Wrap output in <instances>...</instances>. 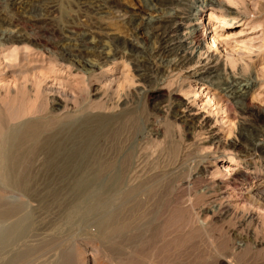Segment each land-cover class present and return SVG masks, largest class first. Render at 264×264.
Wrapping results in <instances>:
<instances>
[{
	"label": "rangeland",
	"instance_id": "obj_1",
	"mask_svg": "<svg viewBox=\"0 0 264 264\" xmlns=\"http://www.w3.org/2000/svg\"><path fill=\"white\" fill-rule=\"evenodd\" d=\"M221 1L235 20L223 19L219 9H205L200 59L197 54L187 69L164 65L155 71L158 41L149 32L135 33L137 25L129 22L132 12L147 11L144 0H0V208H13L0 222V232L27 220L15 247L4 246L0 238L1 264L19 249L32 253L28 264H61L70 255L72 264H264V191L254 189L264 177V150L255 148L264 146V116L218 101L230 76L253 75L258 79L250 101L264 109V0ZM240 19L245 25L237 27ZM99 38L108 42L104 61ZM129 42L139 44L141 51ZM212 55L219 58L224 77L204 82L198 70ZM89 60L100 69L85 67ZM173 93L209 125L206 130H189L174 116ZM37 129H43V140L22 138ZM209 132L219 143H209ZM87 133L95 137L84 169L102 170L87 196L100 200L68 223L69 192L84 169L66 179L49 162L46 169L43 142L56 138L73 144L70 135L87 139ZM13 139L24 141L20 152L28 154L22 161L30 165L19 161L8 169ZM17 166L35 173L30 174L36 176L32 192L19 187L16 172L26 169ZM116 212L126 230L101 236L100 222Z\"/></svg>",
	"mask_w": 264,
	"mask_h": 264
},
{
	"label": "bare ground",
	"instance_id": "obj_2",
	"mask_svg": "<svg viewBox=\"0 0 264 264\" xmlns=\"http://www.w3.org/2000/svg\"><path fill=\"white\" fill-rule=\"evenodd\" d=\"M118 1V0H116ZM113 2V1H112ZM115 2V1H114ZM117 3V2H116ZM144 3L146 5V8H147V13H148V10H149V14L146 16V12H144V10H140V11H134V12H130L128 9H125V12H127L128 14L131 13V19L129 18V22L130 20H132L131 24H133L134 28L136 27L135 25H137V27H140V24L139 22L142 21V23L144 22V25L143 27L141 28H135V33H141L142 31H144V33L146 32H149L147 34H150V37L152 36V38L156 39L158 42L157 44L159 43V48L157 50H155V52H153V57L155 55V57L158 58V65L159 67L154 66L152 63L156 60H155L151 63L155 68L157 67V70H160V68H163L164 65H167V66H170L171 67H176L177 68H180V70H182V68H186L187 66L189 67L193 62H194V59H197L195 58V56L198 54V58L200 56H202V51H203V48H202V44H201V39H202V15L203 13L205 12V9L207 8H214V9H219L220 11V15L223 19L227 20V19H230L232 14H233V11L231 12V8L227 7L223 1L221 0H144ZM110 4V3H109ZM115 4V3H114ZM117 5V4H116ZM119 7H120V2H119ZM111 6V4H110ZM104 7V6H103ZM106 8V7H105ZM118 8V7H116ZM115 8V9H116ZM122 9V8H120ZM123 10V9H122ZM105 10L103 9L102 12H104ZM118 11V9H117ZM121 11V10H120ZM163 12V13H162ZM107 13V12H105ZM123 13V12H121ZM108 14V13H107ZM104 15V14H103ZM119 15V13H118ZM237 15V14H236ZM126 16V15H124ZM129 16V15H128ZM242 16V15H241ZM127 17V16H126ZM124 17V18H126ZM243 17V16H242ZM245 17V16H244ZM243 17V19H244ZM121 18V17H120ZM243 19H240L239 22H236L235 24L237 25V27H242L244 26L245 24H242L243 23ZM125 20V19H124ZM128 20V19H127ZM234 18H231L229 20V22H234ZM141 23V24H142ZM139 25V26H138ZM142 26V25H141ZM132 27V26H130ZM133 30V29H132ZM131 30V31H132ZM7 31V30H6ZM5 32V31H4ZM11 32V31H10ZM134 32V31H133ZM9 33V32H8ZM104 34V33H103ZM101 34V36L103 35ZM107 35V34H106ZM134 35V34H133ZM100 36V35H99ZM108 36V35H107ZM132 36V35H131ZM138 36V35H137ZM136 36V37H137ZM140 36V35H139ZM147 38L149 35H146ZM13 38V37H12ZM3 39V38H2ZM8 39V38H7ZM19 39V38H18ZM109 39V38H108ZM112 39V38H111ZM121 39V38H120ZM130 39H132L130 37ZM139 38H136L134 40H137ZM141 39V38H140ZM153 39V40H154ZM104 40V39H103ZM102 39L100 41V38H99V43H98V51L101 50V54L102 55H105L106 58L103 59L106 60L107 58H109V55L107 54V49L106 48V42H104ZM110 40V39H109ZM112 40H115L114 37ZM123 40H126V39H123ZM122 40V41H123ZM116 41V40H115ZM121 41V42H122ZM138 41V40H137ZM136 41V42H137ZM151 41V39H150ZM97 42V41H95ZM125 42V41H124ZM128 42V41H127ZM125 42V43H127ZM134 42V41H133ZM135 42V43H136ZM139 42V41H138ZM108 43V42H107ZM118 43V42H117ZM120 43V42H119ZM131 43V45L134 47V48H137L138 49H142L141 47H139L136 44L132 43V42H129V44ZM156 43V42H155ZM92 44V43H91ZM94 44V43H93ZM124 44V43H123ZM126 45V44H124ZM123 45V46H124ZM92 46V45H91ZM108 46V45H107ZM120 45L118 44V47ZM90 47V46H89ZM95 47V46H93ZM129 47V46H128ZM131 47V46H130ZM129 47V48H130ZM96 48V47H95ZM131 50V48H130ZM133 50V49H132ZM154 50V49H153ZM107 51V52H106ZM139 51V50H138ZM141 51V50H140ZM139 51V52H140ZM99 53V54H100ZM136 53V52H135ZM110 54V53H109ZM133 53H131V56H132ZM139 54V53H137ZM136 54V55H137ZM111 55V54H110ZM149 55V54H148ZM151 55V54H150ZM149 55V57H150ZM120 56V55H119ZM135 56V54H134ZM118 57V56H117ZM137 59H138V55L136 56ZM116 58V56H115ZM100 59V58H99ZM113 59V58H112ZM136 59V58H135ZM151 60V58H149ZM200 59V58H199ZM153 60V59H152ZM110 61V60H109ZM113 61V60H112ZM89 62H92V61H88V65H84L85 67L88 66L90 70L92 71H96V70H99L100 66L98 67V63L97 65L96 64H93L94 62L92 63H89ZM149 62V61H148ZM219 62V58H218V61L217 59H214L213 55L210 57L209 56V59L207 61L206 64H202V66H200L199 68V75H198V72L196 73L195 72V75L194 76H197L198 75V78L201 79V80H204V82H208V80H214V79H221L223 78V73L221 71V68H220V64L218 63ZM147 63V62H146ZM145 63V64H146ZM196 63V61L194 62ZM103 64V63H102ZM144 64V63H143ZM143 64H142V67H143ZM150 64V63H149ZM148 64V65H149ZM157 64V63H156ZM198 64V63H197ZM147 66V65H146ZM87 67V68H88ZM150 67V66H149ZM187 67V68H188ZM151 68V67H150ZM153 68V67H152ZM168 68V67H167ZM172 68V69H173ZM186 68V69H187ZM139 69H140V65H139ZM138 69V71H139ZM146 67L144 68V71H145ZM142 70V69H141ZM154 70V69H153ZM163 70L162 69V73H163ZM143 71V70H142ZM141 71V72H142ZM147 71V70H146ZM152 71V70H151ZM150 71V72H151ZM140 72V73H141ZM148 72V71H147ZM160 72V71H158ZM146 73V72H145ZM154 73V72H153ZM156 73V72H155ZM154 73V74H155ZM142 74V73H141ZM149 74V73H148ZM158 74V73H157ZM156 74V75H157ZM152 75V74H151ZM150 75V76H151ZM155 75V76H156ZM140 76V75H139ZM145 76V75H143ZM141 75V77H143ZM147 76V74H146ZM145 76V77H146ZM161 76V75H160ZM160 76H156V77H160ZM155 78V77H154ZM231 78V79H230ZM146 80V78H144ZM142 79V80H144ZM152 79V77L150 78ZM156 79V78H155ZM153 79V80H155ZM258 79V78H257ZM257 79L253 77V75L251 76H248V77H245V76H230L229 77V81H228V85L226 88H222V90H220L219 92V96H218V101L220 103H224L225 105H229L230 108H236L238 109V111H241L242 113H248V114H251V115H255L257 118L260 117V116H264V109H259V108H256L255 106H253L252 102L250 101V98H251V95H252V89L255 87L256 83H257ZM149 80V78H148ZM157 80V79H156ZM228 80V79H227ZM152 81V80H149V82ZM146 82V81H145ZM153 82V81H152ZM150 82V83H152ZM227 82V81H226ZM148 83V81L146 82ZM227 84V83H226ZM217 87V86H216ZM176 93V92H175ZM175 93L171 94L169 96V98L171 99V110L172 112L175 114L174 116L179 119V120H182L183 124L190 130V129H194L196 131V129H201V130H206L208 128L209 125H207L206 122L204 121H200L198 119V114L195 115L196 113H193V110L191 109L190 106H187V104L185 102H183V100L181 99V97L179 98L178 95H176ZM168 98V97H167ZM228 106V107H229ZM83 114V113H82ZM58 115V114H57ZM92 115V114H91ZM99 115V114H98ZM107 115V114H106ZM99 117V116H98ZM105 116H103V119H104ZM200 117V116H199ZM108 118V117H107ZM110 118V117H109ZM101 119V118H100ZM99 119V120H100ZM201 119V118H200ZM92 120V119H91ZM90 120V121H91ZM95 122L96 120H98L97 118L94 119ZM114 120V119H113ZM38 121V120H37ZM55 121V120H54ZM65 121V120H64ZM93 121V120H92ZM109 121H112V120H109ZM58 122V121H57ZM55 122V123H57ZM87 122V121H86ZM102 122V120H101ZM100 122V123H101ZM113 122V121H112ZM115 122V121H114ZM119 122V121H118ZM98 125H99V122H97ZM106 123V122H105ZM104 123V124H105ZM107 123H109L107 121ZM41 124V123H40ZM47 124V123H46ZM60 124V123H59ZM82 124V123H81ZM87 124V123H86ZM93 124V125H92ZM102 124V123H101ZM110 124V123H109ZM89 125V124H88ZM92 126L96 125L94 123H91ZM90 125V126H91ZM103 125V124H102ZM108 125V124H107ZM32 126V125H31ZM46 126V125H45ZM72 126V125H71ZM78 126V125H77ZM83 126V124H82ZM97 126V125H96ZM101 126V125H100ZM104 126V125H103ZM102 126V127H103ZM110 126V125H109ZM49 127V126H48ZM57 127V126H56ZM68 127V126H67ZM87 127V126H86ZM106 127V125H105ZM111 127V126H110ZM45 128V127H44ZM53 128V127H52ZM64 128V127H63ZM85 128V126L83 127ZM88 128H90L88 126ZM94 128V127H93ZM96 128H99L98 126ZM104 128V127H103ZM108 128V127H106ZM106 128L104 130H106ZM210 128V127H209ZM31 129V128H30ZM46 129V128H45ZM44 129V130H45ZM82 129V128H81ZM86 129V128H85ZM83 129V130H85ZM91 129V128H90ZM112 129V128H111ZM111 129H107L108 131H110ZM242 129V128H241ZM244 129V128H243ZM246 129V128H245ZM243 130V131H246V130ZM29 130V129H28ZM51 130V129H50ZM49 130V132H50ZM62 130V129H61ZM68 130V129H67ZM70 130V129H69ZM82 130V132H83ZM92 130V129H91ZM100 130H101V127H100ZM103 130V129H102ZM101 130V131H102ZM115 130V129H114ZM43 129H37V130H32V132H28V134H26L24 137L22 138H25V137H31L33 138V141H37V138H39L41 136V133L43 136H45L43 134ZM59 131V130H57ZM63 131V130H62ZM76 131V130H75ZM90 131V130H89ZM193 131V130H191ZM241 131V130H240ZM240 133V135H242V132ZM45 132V131H44ZM61 132V131H60ZM70 132V131H69ZM78 132V131H77ZM86 132V131H84ZM83 132V133H84ZM104 132V131H102ZM112 132V131H111ZM114 132V131H113ZM212 132V131H211ZM211 132H209V143L211 145H215L219 142H217L216 138L218 137H215ZM47 133V132H46ZM45 133V134H46ZM54 133V132H53ZM63 133V132H62ZM71 133V132H70ZM73 133V132H72ZM91 133V132H89ZM93 134V133H92ZM97 134L96 132H94V135ZM108 134V133H107ZM116 134V132H115ZM244 134V133H243ZM246 134V133H245ZM56 135V134H55ZM68 137H69V134H67ZM87 135H90L87 139H85V135H76V134H73V135H70L71 138L74 139V143L72 144V139L70 140L71 144L72 145H69L70 143L66 142L65 140H58L55 142V139L53 138L51 141H49L50 139H47L46 141L43 142V146H45V148H48V151L47 149L45 151H47L45 154L48 155V161H46V165L48 164L47 162H49V164H51V169H54L53 172H57L59 173L60 175H63V177L67 174L69 175L70 173H77L79 171V168L81 170V167H83L82 169H84V166L86 165L83 164L84 161L88 158H90V156H88V153H89V148L90 146L92 145H89V142L95 137H91L92 135L91 134H88ZM99 135V134H98ZM110 135V134H109ZM14 136V135H13ZM22 136V135H20ZM243 136V135H242ZM9 137V136H8ZM67 137V136H66ZM64 137V138H66ZM67 137V138H68ZM13 138H18L17 136L16 137H13ZM44 138V137H43ZM49 138V136L47 137ZM60 138V137H59ZM66 138V139H67ZM97 138V137H96ZM40 139V138H39ZM41 139H42V136H41ZM14 141H16V139H13ZM43 140V139H42ZM45 140V139H44ZM55 144H54V142ZM95 140V139H94ZM93 140V142H94ZM20 141V140H19ZM18 139L16 141V144L14 142V146H11L12 148L10 149L11 150V155H9L10 157H8L6 160L8 163H10L11 165H7L8 166H13L14 164L13 163H19V161H21L20 163L21 164H26L27 161H22L26 158V153H22L20 152L21 148H22V145L24 144V141L23 142H19ZM25 144L28 143L27 141V138L25 140ZM32 141V140H31ZM29 141V142H31ZM32 141V142H33ZM18 142V143H17ZM31 142V143H32ZM92 142V143H93ZM23 143V144H22ZM37 143V142H36ZM208 143V142H207ZM12 144V143H11ZM51 144L54 146H51ZM91 144V142H90ZM209 144V145H210ZM94 145V144H93ZM42 146V147H43ZM44 148V147H43ZM42 148V149H43ZM92 148V147H91ZM90 148V149H91ZM255 148L258 149V150H264V146L263 144H256L255 145ZM40 149V148H39ZM9 150V152H10ZM31 150V149H30ZM255 150V149H254ZM7 151V150H6ZM32 151V150H31ZM44 151V150H43ZM91 151V150H90ZM93 151V150H92ZM261 152V151H259ZM8 153V152H7ZM25 154V155H24ZM6 155V154H5ZM30 157V155H27ZM95 156V155H94ZM28 157V158H29ZM96 157V156H95ZM94 157V158H95ZM6 157H4L5 159ZM93 158V157H92ZM93 158V159H94ZM31 159V158H30ZM47 159V158H46ZM92 159V160H93ZM26 160V159H25ZM29 160V159H28ZM91 160V159H90ZM91 160V161H92ZM100 160V159H99ZM30 161V160H29ZM6 162V161H5ZM6 162V164H7ZM24 162V163H23ZM87 162H89V160H87ZM93 162V161H92ZM92 162H89L90 164ZM96 162V161H95ZM5 164V165H6ZM13 164V165H12ZM28 165H30L29 163H27ZM26 164V165H27ZM83 164V166H82ZM97 166H98V163H96ZM96 164H94L93 162V165L96 166ZM89 164H87L88 166ZM100 165V164H99ZM16 166V164H15ZM95 166H93L95 168ZM102 166V165H101ZM10 167V168H11ZM24 167V166H22ZM22 167H14L16 170L20 169ZM53 167V168H52ZM90 168L91 165H89ZM100 167V166H99ZM13 168V169H14ZM26 169V167H24ZM23 168V169H24ZM30 167H28L29 169ZM46 168V167H45ZM93 168V169H94ZM9 169V167H8ZM13 169H11L10 171H12ZM22 169V170H23ZM24 169V170H25ZM32 169V168H31ZM48 169V165H47V168ZM50 169V170H51ZM87 170H81L79 173L81 174L80 176L77 175V178L74 180L75 183L74 185L71 187V190L69 192L72 200H71V203H72V207H70V212L68 214V216H66V221H72L73 217L78 214V213H82V214H87L89 211H91L94 206L96 204H99V200H96L97 198L95 197H92V196H87V191L88 190H91L93 189L94 191V186L96 185L95 183L97 182L98 180V174L100 175V170H96V169H99V168H96L95 170H88V168H86ZM30 170V169H29ZM48 171L47 173H52V171ZM31 171V170H30ZM35 171V170H34ZM45 171V170H44ZM115 171V169H114ZM118 170H116L117 172ZM9 172V171H8ZM32 172V171H31ZM31 172H28L27 169L25 170V172L23 171H19V172H16L17 173V177L19 179V187L21 186L22 189L26 192H32L33 188H31L30 186V182L32 181V179H35V178H31V176H33L35 173H31ZM44 173V172H43ZM9 176L12 174L11 173H8ZM13 174L14 173V170H13ZM12 174V175H13ZM31 174V176H30ZM33 174V175H32ZM41 174V173H40ZM46 174V173H45ZM53 174V173H52ZM74 174V173H73ZM113 174V173H112ZM9 177V179L11 180L12 179V176ZM41 175H44V174H41ZM51 175V174H50ZM55 175V174H54ZM59 175V176H60ZM75 175V174H74ZM73 175V177H74ZM121 175V174H120ZM58 176V175H56ZM65 176V177H66ZM72 174L68 177H70L69 179H72L71 178ZM79 176V177H78ZM238 176H243V175H237L236 178ZM7 177V176H6ZM47 177H54V176H47ZM46 177V178H47ZM62 177V178H63ZM64 177V178H65ZM67 177V178H68ZM113 177V176H112ZM54 178H57V177H54ZM59 178V177H58ZM61 178V176H60ZM59 178V179H60ZM117 178V177H116ZM66 179V178H65ZM245 179V177H244ZM9 180V181H10ZM235 180V179H234ZM6 181V180H5ZM12 181V180H11ZM73 181V182H74ZM17 184V185H18ZM32 189V190H31ZM255 191H258V192H262L264 191V177L262 178V180L256 185V187L254 188ZM219 192V191H218ZM212 193V192H211ZM220 193V192H219ZM264 194V192H262ZM224 193H221L220 196H223ZM262 195V194H261ZM213 197V196H212ZM226 197V196H225ZM3 201V200H2ZM1 203V202H0ZM70 203V205H71ZM9 205V204H8ZM8 205H5V206H8ZM2 207L0 208V222H2L5 218H7L8 214L11 213V210L13 208L11 207H5L3 208V205H1ZM10 206V205H9ZM14 207V206H13ZM17 207V206H15ZM21 208V207H19ZM83 209L85 212H83ZM16 210V208L14 209ZM17 210L18 207H17ZM128 210V209H127ZM20 211V210H19ZM126 211V210H125ZM14 212V211H12ZM118 212V211H117ZM111 213L110 215H108L107 217H104V219H102V221L100 222V226H99V234L101 236H108V235H117L121 232H123L124 230H126L122 224L120 223L119 221V218L121 216H119L120 214L118 213ZM128 212V211H127ZM130 212V211H129ZM133 212V211H132ZM15 213H18L15 211ZM121 213V212H120ZM126 214V212H125ZM128 214V213H127ZM135 214V213H134ZM11 215V214H10ZM15 215V214H14ZM26 216V215H25ZM128 216V215H127ZM252 216V215H251ZM10 217V216H9ZM24 217V216H23ZM29 218V217H28ZM124 218V217H123ZM122 218V219H123ZM18 219V218H17ZM130 219V218H129ZM26 220V218H25ZM30 219H28V222H29ZM33 220V219H32ZM126 220V218H125ZM135 220V219H134ZM27 221V220H26ZM24 221L23 219V224L22 222L19 221H14L13 223V226L10 230L4 232V233H1L0 232V238H1V243L6 246V245H11L10 247H13L12 244L14 245L15 247V242L14 241H17L16 238L17 237H20V235L23 233L22 231L26 229L27 226H25V229L22 227L25 225V223L27 224V222ZM71 223V222H70ZM29 224V223H28ZM29 226V225H28ZM127 227V226H126ZM131 227V226H130ZM23 228V229H22ZM122 228L123 231H122ZM27 229H30V228H27ZM28 232V230H26ZM26 231H24L26 233ZM30 232V233H29ZM29 234H31V231L29 230ZM34 232V231H33ZM57 232V231H56ZM58 233V232H57ZM28 234V235H29ZM25 235V234H24ZM27 235V236H28ZM24 237V236H22ZM21 237V239H22ZM21 241L20 239H18V242ZM14 242V243H13ZM247 243V242H246ZM2 244L0 247H2ZM169 244V243H168ZM30 245V244H29ZM3 246V249H7V248H4ZM8 247V246H6ZM36 247V246H35ZM167 247V246H166ZM170 247V246H169ZM32 248V247H31ZM33 248H34V245H33ZM2 249V250H3ZM9 251H10V248H8ZM14 249V248H13ZM30 247L28 248V252L29 251H33V250H29ZM34 249H38V247L34 248ZM12 250V249H11ZM18 250V249H17ZM20 250V249H19ZM16 251L18 253H15V254H12L11 252L8 254V255H12V256H8L6 259H4L5 257H3L2 259L5 260V263L4 264H28V261L31 259H29L31 257V254L28 256V253H27V250L25 251ZM22 250H24V248H22ZM7 251V250H6ZM65 256H68V255H65ZM71 256V255H70ZM69 256V258H71ZM168 257V256H167ZM171 257V256H170ZM169 257V258H170ZM69 258H64V259H61V261H63L61 264H72L73 263V259H69ZM1 259V260H2ZM51 260V259H50ZM55 260V259H54ZM72 262H71V261ZM2 261H0V264H1ZM71 262V263H70ZM132 262V261H131ZM138 262V261H136ZM140 262V260H139ZM33 263V262H32ZM51 263V261H50ZM31 264V262H30ZM38 264V263H37ZM40 264V263H39ZM43 264V263H42ZM46 264V263H45ZM79 264V263H78ZM141 264V262H140ZM144 264V263H143Z\"/></svg>",
	"mask_w": 264,
	"mask_h": 264
}]
</instances>
